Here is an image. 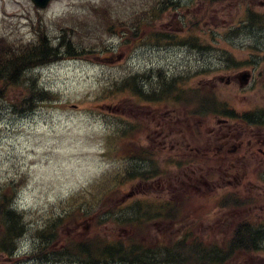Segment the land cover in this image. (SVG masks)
Segmentation results:
<instances>
[{
	"label": "rangeland",
	"instance_id": "374dc122",
	"mask_svg": "<svg viewBox=\"0 0 264 264\" xmlns=\"http://www.w3.org/2000/svg\"><path fill=\"white\" fill-rule=\"evenodd\" d=\"M97 12L103 13L102 19L95 17ZM251 13L257 16L249 18ZM136 14L145 19L137 30L133 24ZM260 15L264 17V0H52L44 10L31 0H0V37L8 36L11 43L22 45L44 32L57 44L62 28L71 26L73 43L83 53L81 59L29 72L39 88L53 95L52 101L20 112L15 105L17 100L21 103L23 87L10 88V98L0 101V195L8 191L7 200L15 199L28 225L19 243L20 258L0 252V264H79L69 261L73 257L64 259L67 242L96 237L107 243L124 241L130 226L116 219L134 217L132 205L139 200L160 209L164 201L175 198V189L191 194L192 201L180 222H151L149 236H145L150 243H154L151 238L180 240L187 230L193 232L192 238L204 234L206 240L224 241L240 217L264 224V185L257 175L242 186L221 187L224 182L215 181L213 185L218 186L203 189L199 195L180 189L186 179L169 161L172 155L177 161L182 157L176 153L168 157L162 149L157 155L153 147L184 139L180 134L185 127L184 109L175 105L177 101L168 103L170 99L142 107L145 101L122 88L123 81L151 68H194L204 63L203 69L210 68L209 73L183 79L180 85L207 93L200 81H214L215 69L222 64L219 59H248L257 65V83L241 90L217 81L210 93L237 113L264 109V27L258 26L264 18ZM113 24L114 28L107 29ZM131 31H139L138 36L132 39L129 33L125 39L121 37ZM156 33L170 38L156 43L152 38ZM186 36L197 39L204 50L184 44ZM179 101L191 105L193 113L212 103L208 95L197 94L183 95ZM133 125L146 130L123 137ZM214 127L215 119L204 125V143L209 142ZM144 148L153 153L151 158L131 163V152ZM243 153L244 149L238 156ZM163 163H167L165 170L172 172L139 188L133 165L148 169L163 167ZM249 164L256 161L247 163L251 168ZM136 192L141 195L135 196ZM232 192L252 201L240 210L222 207L220 199ZM83 203L91 204L93 211L86 210ZM61 214L63 224L59 222ZM54 222L60 225L55 237L50 245L41 244V234ZM1 224L0 219V238L4 233ZM214 233L217 236L211 235ZM41 251L47 253L46 259L36 258ZM238 263L264 264V250L243 255Z\"/></svg>",
	"mask_w": 264,
	"mask_h": 264
},
{
	"label": "trees",
	"instance_id": "16d2710c",
	"mask_svg": "<svg viewBox=\"0 0 264 264\" xmlns=\"http://www.w3.org/2000/svg\"><path fill=\"white\" fill-rule=\"evenodd\" d=\"M96 14L97 19H102L103 13ZM95 17L93 16L96 20ZM70 27L62 28L63 35L57 44L53 43L44 32L32 42L22 45L11 43V38L8 36L0 37V101H7L10 98L9 89L17 87L24 88L20 97L22 104L17 100L15 105L20 112L33 111L41 104L52 101L53 95L39 88L37 80L29 77V72L55 62L82 58V51L73 43ZM130 34L132 36L131 32ZM156 77H158L157 83L153 85V81L149 82L150 90L155 87L161 94L168 92V95L178 98L184 94L179 82L171 81L170 78L174 76L170 73L162 71ZM179 78L184 79L181 75ZM139 86H141L140 80L137 81L133 76L122 83L123 89L131 90L136 97L148 99L149 97L141 94L142 88ZM131 134H135L132 127L131 131L123 133V136L130 137ZM133 156L138 157L132 151L128 159L133 160ZM8 194V191L4 190L0 195V219L4 230L0 238V252L12 254L16 241L25 234L27 226L24 215L13 209V197L7 200ZM82 206L86 210L93 211V206L89 203H83ZM132 210L138 215L142 212V208H132ZM182 210L181 206L176 208V218L182 217ZM81 212L83 215V209ZM136 214L134 217L123 216L116 219L119 223L123 222V226H130V235L124 241L107 243L99 237L93 238L94 240H79V242L66 241L68 247L64 256L73 257L74 261L80 264H239L241 256L264 250V224H254L247 219L240 221L233 228L229 240L204 241L196 238L194 241L182 240L170 244L148 242L144 238L146 229L141 227L142 222ZM63 218L62 215L59 216V222L62 224ZM56 227L57 230L60 227L56 222L49 224L45 234L40 236V241L50 245V240L55 237Z\"/></svg>",
	"mask_w": 264,
	"mask_h": 264
},
{
	"label": "flooded vegetation",
	"instance_id": "af4514ba",
	"mask_svg": "<svg viewBox=\"0 0 264 264\" xmlns=\"http://www.w3.org/2000/svg\"><path fill=\"white\" fill-rule=\"evenodd\" d=\"M224 61V67L219 69V72H223L219 76L221 82H226L228 87L243 90L241 73H249L250 85L254 82H258L255 76L258 74V70L254 62L248 59L242 60H230L226 58L220 59ZM240 65L241 68H234L233 63ZM233 67V68H232ZM262 75V74H260ZM230 92L234 93L232 90ZM263 111V112H262ZM249 111H242L237 113L234 107H227L224 112V117L216 120V126L209 132V142L197 147L191 143V141L197 140V134L205 135L204 125L208 124L205 118L201 121H197L195 126H185L180 132L183 134L184 141L176 142L178 148L185 149L187 151L184 156L186 160H198V164L191 163L190 167H184V173L189 169L192 177H200L205 175H216L223 178H249L256 175H263L264 172V109L257 110L254 113ZM215 124V123H213ZM197 130V133L193 131ZM210 129V128H209ZM193 136V139L191 138ZM166 139V138H165ZM184 146H183V145ZM161 145V144H159ZM206 145V146H205ZM163 149L170 147V150H175L176 147L173 141L169 140V145L164 142ZM244 149L242 156H238V153ZM183 156V155H182ZM211 161L210 164L204 165L205 159ZM252 160L256 161L253 168L251 164L248 167L247 163H251ZM196 166L198 173L194 171ZM205 167H209L206 169ZM205 172V173H204ZM187 180L193 183V178L189 177L187 173L184 174ZM228 183H230L228 181ZM202 184L209 187L207 181L202 179Z\"/></svg>",
	"mask_w": 264,
	"mask_h": 264
},
{
	"label": "water",
	"instance_id": "95a60500",
	"mask_svg": "<svg viewBox=\"0 0 264 264\" xmlns=\"http://www.w3.org/2000/svg\"><path fill=\"white\" fill-rule=\"evenodd\" d=\"M34 4L40 8H46L50 0H32Z\"/></svg>",
	"mask_w": 264,
	"mask_h": 264
}]
</instances>
